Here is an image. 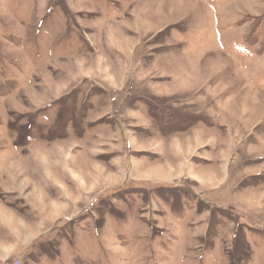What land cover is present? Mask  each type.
Instances as JSON below:
<instances>
[{
    "label": "rangeland",
    "instance_id": "1",
    "mask_svg": "<svg viewBox=\"0 0 264 264\" xmlns=\"http://www.w3.org/2000/svg\"><path fill=\"white\" fill-rule=\"evenodd\" d=\"M0 264H264V0H0Z\"/></svg>",
    "mask_w": 264,
    "mask_h": 264
},
{
    "label": "trees",
    "instance_id": "2",
    "mask_svg": "<svg viewBox=\"0 0 264 264\" xmlns=\"http://www.w3.org/2000/svg\"><path fill=\"white\" fill-rule=\"evenodd\" d=\"M170 210L173 212V213H180V211H181V208H180V206H178V207H170Z\"/></svg>",
    "mask_w": 264,
    "mask_h": 264
},
{
    "label": "bare ground",
    "instance_id": "3",
    "mask_svg": "<svg viewBox=\"0 0 264 264\" xmlns=\"http://www.w3.org/2000/svg\"><path fill=\"white\" fill-rule=\"evenodd\" d=\"M193 7H194V6H193ZM140 89H141V88H140ZM141 101H142V100H141ZM211 142H212V141H211ZM211 142H210V143H211ZM225 169H226V168H225Z\"/></svg>",
    "mask_w": 264,
    "mask_h": 264
}]
</instances>
